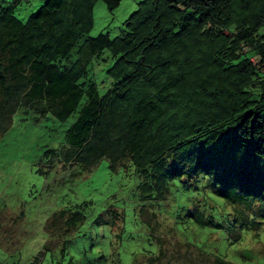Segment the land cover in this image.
Masks as SVG:
<instances>
[{
    "label": "trees",
    "instance_id": "obj_1",
    "mask_svg": "<svg viewBox=\"0 0 264 264\" xmlns=\"http://www.w3.org/2000/svg\"><path fill=\"white\" fill-rule=\"evenodd\" d=\"M17 1L0 0V134L20 108L59 120L76 112L58 162L134 165L138 209L158 242L144 262L239 264L178 233L181 224L196 223L209 229L205 239L225 233L233 244L250 224L261 236L264 0H140L119 34L100 32L78 46L93 25L95 0H43L25 21L14 14ZM102 1L112 10L121 0ZM105 49L113 62L105 70L110 85L100 92L87 76ZM175 184L189 190L190 204L172 215L177 244L167 245L153 221ZM102 212L125 216L112 205ZM82 219L80 210L61 208L47 228H75Z\"/></svg>",
    "mask_w": 264,
    "mask_h": 264
},
{
    "label": "rangeland",
    "instance_id": "obj_2",
    "mask_svg": "<svg viewBox=\"0 0 264 264\" xmlns=\"http://www.w3.org/2000/svg\"><path fill=\"white\" fill-rule=\"evenodd\" d=\"M139 1L121 0L109 10L104 1L95 0L93 25L79 38L77 46L100 32L110 37L119 34ZM42 3L43 0H18L14 14L25 21ZM251 60L257 62L258 56ZM112 62L105 49L89 64L87 79L94 80L100 92L110 85L105 70ZM75 115L76 112L59 120L50 113L20 108L8 129L0 134V264H148L144 262L148 250H157L158 242L149 234L138 209L140 175L133 164H118L114 169L108 159L102 158L92 168L83 169L72 164L63 167L58 162L66 129ZM188 191L179 184L173 185L158 207L159 223L156 219L153 224L167 245L177 244L175 236L170 235L172 215L180 210V205L190 204L186 199ZM205 199L203 195L201 204ZM109 205L125 211L123 220L102 212ZM61 208L80 210L82 222L66 230L61 223L54 229L47 228L50 216ZM252 214L249 212L248 217ZM184 227L185 224L180 225L179 236L196 247L215 249L239 264H264V226L258 229L261 236L257 240L251 225L245 224L242 241L233 244L225 233L216 240L217 234L212 231L205 239L209 230L205 226L193 223ZM100 255L104 256L99 258Z\"/></svg>",
    "mask_w": 264,
    "mask_h": 264
}]
</instances>
